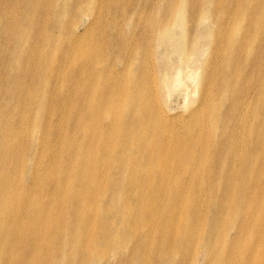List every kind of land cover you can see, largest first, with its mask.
I'll list each match as a JSON object with an SVG mask.
<instances>
[{"label": "rangeland", "instance_id": "obj_1", "mask_svg": "<svg viewBox=\"0 0 264 264\" xmlns=\"http://www.w3.org/2000/svg\"><path fill=\"white\" fill-rule=\"evenodd\" d=\"M0 264H264V0H0Z\"/></svg>", "mask_w": 264, "mask_h": 264}, {"label": "bare ground", "instance_id": "obj_2", "mask_svg": "<svg viewBox=\"0 0 264 264\" xmlns=\"http://www.w3.org/2000/svg\"><path fill=\"white\" fill-rule=\"evenodd\" d=\"M249 101H248V96H247V94L244 96V103H243V105H246L247 103H248Z\"/></svg>", "mask_w": 264, "mask_h": 264}]
</instances>
